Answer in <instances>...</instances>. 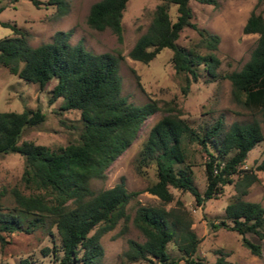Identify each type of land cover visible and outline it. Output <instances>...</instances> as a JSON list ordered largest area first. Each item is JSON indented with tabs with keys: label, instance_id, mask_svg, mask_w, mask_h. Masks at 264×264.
Here are the masks:
<instances>
[{
	"label": "trees",
	"instance_id": "16d2710c",
	"mask_svg": "<svg viewBox=\"0 0 264 264\" xmlns=\"http://www.w3.org/2000/svg\"><path fill=\"white\" fill-rule=\"evenodd\" d=\"M31 2L50 4L56 13L66 8L65 0ZM125 2L94 0L88 7L86 23L98 30L109 28L121 41ZM261 3L264 0H255L242 24L243 32H255L257 37L249 56L237 69L224 73L216 70L219 58L213 50L219 36L190 20L189 0H158L145 30L136 36L127 55L147 62L162 47L169 48L171 66L184 78L183 90L190 80L199 77L206 81L227 78L232 98L257 110L264 125V6L256 8ZM172 4L173 18L169 13ZM0 23L12 28L11 34L0 37V66L25 81L35 82L39 88L54 77L47 101L61 97L59 109L78 112L77 124L73 125L76 134L63 144L49 147L29 138L19 140L25 126L43 120L44 112L39 107L0 110V153L17 152L23 159L21 187L0 185V243L14 232L38 230L49 236L55 232L57 243L51 241L40 248L42 254H50L52 264H98L102 254L99 237L119 220L121 229H125L130 217L126 204L139 190L126 189L122 180L94 190L90 179L105 176L109 164L130 144L142 121L159 106L151 98L133 103L120 93V52H93L80 42L71 44L67 41L69 32L63 30L55 31L49 41L30 45L19 27ZM186 26L196 31L198 40L184 45L177 42V37ZM262 140L256 119L225 124L216 116L210 122L192 126L175 113H165L154 120L137 151L135 168L139 173L153 168V179L143 189L156 195L159 204L135 206L130 219L143 239H126L124 260L174 264L182 258L188 264H232L223 253L213 260L195 256L198 237L190 227L187 209L179 199H175V206H164L172 200L169 187L189 192L194 202L201 204L220 193L226 183L232 184L233 192L221 217L209 224L235 231L245 247L258 253V244L245 234L264 237V206L244 195L257 180L254 170H264V156L253 166L243 167V162L247 151ZM190 143H195L203 156L202 190L194 183ZM168 242L179 256L170 254Z\"/></svg>",
	"mask_w": 264,
	"mask_h": 264
},
{
	"label": "rangeland",
	"instance_id": "374dc122",
	"mask_svg": "<svg viewBox=\"0 0 264 264\" xmlns=\"http://www.w3.org/2000/svg\"><path fill=\"white\" fill-rule=\"evenodd\" d=\"M43 1V0H39ZM66 8L62 13H56L50 4L31 0H0V20L19 27L30 45L49 41L57 30L68 31L67 41L71 44L80 42L84 48L93 51L120 52L118 59V74L120 76V93L133 103H141L149 98L154 99L159 108L148 115L139 126L130 144L119 153L109 164L103 178H91L90 186L97 190L113 185L122 180L126 189H138L139 192L126 204L129 219L125 229H121L119 220L115 226L105 231L99 237L102 254L98 264H147L142 261L127 262L123 258L128 237L142 240L143 235L132 224L131 216L137 204H159L156 195L143 189L145 184L153 179V168L139 173L135 168V159L141 141L147 134L150 125L165 113H175L184 118L190 125L196 126L210 122L220 116L225 124L231 121H248L256 119L263 132V140L247 151L243 167L253 166L264 156V125L260 113L237 101L230 93V83L227 78H217L206 81L203 77L190 80L183 90L184 78L176 73L170 63L171 51L162 47L149 61L141 62L127 55V50L133 44L136 36L145 30L151 10L158 0H126L121 15L122 38L117 41L109 28L95 29L85 21L88 7L94 0H65ZM255 0H215L214 3L189 0L192 10L190 20L208 31L218 34L216 48L213 50L219 58L216 70L224 73L237 69L249 56L255 43L257 33L243 32L242 24ZM264 3L256 8H261ZM264 16V10L261 11ZM171 18L175 14L174 5H170ZM12 33L9 24L0 23V37ZM198 40L196 31L191 27H183L177 37L180 44H190ZM202 48V47H201ZM51 77L43 88L35 82L25 81L16 74L0 66V110H21L22 108L39 107L44 112V118L37 124L25 126L19 136L32 139L34 142L55 147L66 142L76 134L78 112L75 109H59L62 101L57 97L47 101L48 87L54 82ZM185 140V136L183 138ZM193 159L194 183L199 190L205 184L202 160L203 156L197 150L195 143L189 144ZM23 166L22 156L17 152L0 153V185L9 187L20 184ZM257 180L252 182L245 199L258 201L264 206V170H254ZM172 200L165 207L175 206L179 199L187 209L190 217V227L193 228L198 242L195 256L204 260H213L218 253H223L232 264H264V237L245 234L252 242L258 244V253L251 252L240 240L235 231L219 226L213 228L209 221L216 222L223 213V206L233 192L232 184L226 183L216 196L196 204L192 195L169 187ZM6 241L0 243V264H52L50 254H42L40 248L57 243L58 236L43 235L40 231L14 232L5 236ZM170 254L179 256V251L167 243ZM26 259L23 261L22 259ZM23 261V262H22ZM174 264H188L178 258Z\"/></svg>",
	"mask_w": 264,
	"mask_h": 264
}]
</instances>
